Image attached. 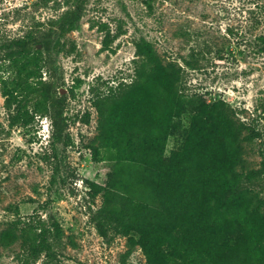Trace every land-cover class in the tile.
<instances>
[{"label":"rangeland","instance_id":"374dc122","mask_svg":"<svg viewBox=\"0 0 264 264\" xmlns=\"http://www.w3.org/2000/svg\"><path fill=\"white\" fill-rule=\"evenodd\" d=\"M69 1L0 0V44L27 31L38 40L52 38L67 141L52 142L48 116L29 127H10L0 84V233L18 218L24 224L53 217L63 233L51 257L43 254L29 264H121L125 253L129 264H148L128 235L111 230L105 238L94 220L104 191L93 198L87 180L107 185L120 160L116 148L102 146L92 88L105 92L132 81L141 43L184 69L185 109L172 116L165 155L182 151L193 127L217 115L206 114L210 105L224 100L237 121L260 131L242 141V156L249 168H264V0H87L76 28H51ZM138 105L142 117L156 116L150 92L134 91L116 106L117 129L130 128ZM21 247V240L0 244V264H20Z\"/></svg>","mask_w":264,"mask_h":264},{"label":"trees","instance_id":"16d2710c","mask_svg":"<svg viewBox=\"0 0 264 264\" xmlns=\"http://www.w3.org/2000/svg\"><path fill=\"white\" fill-rule=\"evenodd\" d=\"M86 2L70 0L51 28H76ZM136 47L141 58L132 81L105 92L92 88L102 146L116 148L120 160L107 185L87 180L93 198L104 191L93 211L99 232L105 238L111 230L128 235L131 246L142 247L148 264H264V168H249L242 156V141L260 131L237 121L234 108L219 100L212 110L204 107L206 114L217 115L193 127L182 151L166 156L172 116L185 109L184 69L141 43ZM54 64L50 36L38 40L27 31L0 44V84L10 127H29L38 116H48L52 142L66 145L65 99L57 95ZM138 90L150 92L156 116L142 117L144 108L138 105L130 128L117 129L116 106ZM62 233L53 217H32L24 224L18 218L0 233V244L21 240L20 264L37 262L43 254L48 261ZM121 264H129L128 253Z\"/></svg>","mask_w":264,"mask_h":264}]
</instances>
